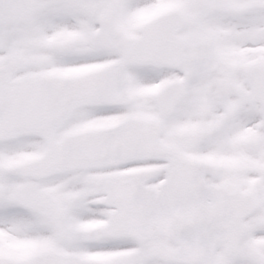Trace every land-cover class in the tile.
<instances>
[{
    "label": "snow or ice",
    "instance_id": "6c2138e0",
    "mask_svg": "<svg viewBox=\"0 0 264 264\" xmlns=\"http://www.w3.org/2000/svg\"><path fill=\"white\" fill-rule=\"evenodd\" d=\"M0 264H264V0H0Z\"/></svg>",
    "mask_w": 264,
    "mask_h": 264
}]
</instances>
